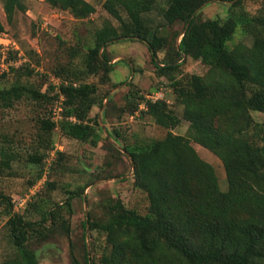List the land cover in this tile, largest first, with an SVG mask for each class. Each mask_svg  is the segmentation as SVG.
<instances>
[{"label":"trees","instance_id":"trees-1","mask_svg":"<svg viewBox=\"0 0 264 264\" xmlns=\"http://www.w3.org/2000/svg\"><path fill=\"white\" fill-rule=\"evenodd\" d=\"M43 1L76 18L94 11L84 0ZM155 2L103 1L102 8L118 26L105 22L94 31L93 47L85 62L88 74L95 73L98 58L103 72L109 73L106 48L123 40L144 44L158 76L169 75L185 57L199 61L207 68L203 76L170 78V86L193 142L221 162L227 189L219 190L212 167L198 157L187 138L168 131L162 139L124 147L132 164L133 184L146 194L149 216L126 210L116 201L108 208L107 224L85 222L83 228L86 225L89 231L101 229L105 233L108 250L101 257L102 264H264V146L254 145L246 133L251 124L248 112L264 113V13L242 25L251 37L250 45L238 43L228 49L226 43L237 21H195L194 14L208 3L233 4L236 0H166L161 12L164 25L183 24L177 34L178 45L173 42L168 46L161 36L149 32L143 21ZM0 4L6 20L15 10L23 9L18 0H0ZM0 30L5 31L1 26ZM161 50L164 56L158 63ZM249 86L254 89L248 91ZM58 89L67 108L65 117L76 120L65 121L66 135L86 142L90 127L83 122L94 103L90 87L70 83ZM24 93L33 99L45 97L12 86L0 90V100L16 101ZM144 105V114L155 125L172 129L178 123L164 101H144ZM218 119H222V127L216 124ZM52 128L50 120L40 121L45 135ZM73 197V193L68 195L67 207ZM7 227L16 255L1 264H37L34 251L29 249L31 242H45L56 230L65 236L69 233L66 221L56 213L50 214L49 226L11 214ZM82 259L83 264H94L85 249ZM71 264L77 263L71 259Z\"/></svg>","mask_w":264,"mask_h":264},{"label":"rangeland","instance_id":"rangeland-1","mask_svg":"<svg viewBox=\"0 0 264 264\" xmlns=\"http://www.w3.org/2000/svg\"><path fill=\"white\" fill-rule=\"evenodd\" d=\"M18 1L23 9L15 10L9 20L0 4L1 29L15 41L21 54L20 58L15 53L4 54V59L0 55V90L21 86L45 97L33 99L24 93L16 101L0 100V264L16 255L7 227L11 214L49 226L51 213L66 221L69 233L65 236L56 230L45 242H31L29 249L34 251L36 263L71 264L74 259L83 264L85 249L94 264H102L101 257L108 250L105 233L101 229L89 231L83 224H107L108 208L116 201L126 210L149 216L146 194L133 184L132 164L124 147L162 139L168 131L189 140L198 157L212 167L219 190L226 191L221 162L193 142L170 86V78L203 76L205 66L185 57L169 75L158 76L144 44L123 40L106 48L104 59L109 73L103 72L98 58L95 73L88 74L85 62L93 47L94 31L105 22L118 26L102 8L104 0H84L94 11L83 18L50 7L43 0ZM165 7L166 0H156L143 21L149 32L161 36L168 46L173 42L177 45L183 24L164 25L161 12ZM262 13L264 0L212 2L196 11L194 19H235L237 26L226 43L231 49L238 43L250 45L251 37L242 25ZM120 15L126 19L122 11ZM163 56L164 50L157 53L158 63H162ZM13 62L16 67L11 66ZM70 83L87 84L91 89L94 103L83 122L90 127L86 142L68 137L63 127L65 121H76L65 117L67 108L58 89ZM252 89L247 87L248 91ZM155 100L164 101L166 110L178 119L172 129L155 125L144 114V101ZM248 113L249 140L264 146V113ZM46 119L53 123L48 135L40 129V121ZM216 124L222 127V119ZM70 193L74 197L67 207L65 201Z\"/></svg>","mask_w":264,"mask_h":264},{"label":"built area","instance_id":"built-area-1","mask_svg":"<svg viewBox=\"0 0 264 264\" xmlns=\"http://www.w3.org/2000/svg\"><path fill=\"white\" fill-rule=\"evenodd\" d=\"M9 53H13V54L15 53L18 58L21 57L20 56L21 54L17 48L15 41L5 31L0 30V55H1V59L5 58L3 56L4 54H6L8 56ZM22 61L24 62V59H22ZM16 62H19V61H16ZM16 62H13L12 65L11 64L10 65L16 67L17 66Z\"/></svg>","mask_w":264,"mask_h":264},{"label":"water","instance_id":"water-1","mask_svg":"<svg viewBox=\"0 0 264 264\" xmlns=\"http://www.w3.org/2000/svg\"><path fill=\"white\" fill-rule=\"evenodd\" d=\"M178 43H179V41H178ZM178 45V44H177Z\"/></svg>","mask_w":264,"mask_h":264}]
</instances>
